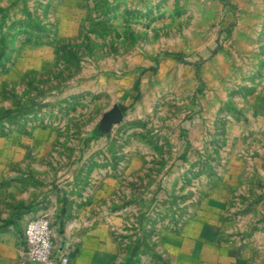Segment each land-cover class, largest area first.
I'll return each instance as SVG.
<instances>
[{
    "label": "rangeland",
    "instance_id": "obj_1",
    "mask_svg": "<svg viewBox=\"0 0 264 264\" xmlns=\"http://www.w3.org/2000/svg\"><path fill=\"white\" fill-rule=\"evenodd\" d=\"M0 169L133 260L264 264V0H0Z\"/></svg>",
    "mask_w": 264,
    "mask_h": 264
},
{
    "label": "crops",
    "instance_id": "obj_2",
    "mask_svg": "<svg viewBox=\"0 0 264 264\" xmlns=\"http://www.w3.org/2000/svg\"><path fill=\"white\" fill-rule=\"evenodd\" d=\"M7 178L0 169V264H41L29 258L25 227L31 218L44 216L39 214L44 213L45 192L43 197H36L27 182ZM76 207H68L58 221L45 215L52 228L56 264H60L59 256L65 253L68 264H163L157 257L142 254L133 260L125 239L119 235L121 221H98L93 214L86 217Z\"/></svg>",
    "mask_w": 264,
    "mask_h": 264
},
{
    "label": "built area",
    "instance_id": "obj_3",
    "mask_svg": "<svg viewBox=\"0 0 264 264\" xmlns=\"http://www.w3.org/2000/svg\"><path fill=\"white\" fill-rule=\"evenodd\" d=\"M27 252L32 261L41 264H56L53 254L52 228L45 216L31 218L25 227ZM68 255L59 256L60 264H68Z\"/></svg>",
    "mask_w": 264,
    "mask_h": 264
},
{
    "label": "water",
    "instance_id": "obj_4",
    "mask_svg": "<svg viewBox=\"0 0 264 264\" xmlns=\"http://www.w3.org/2000/svg\"><path fill=\"white\" fill-rule=\"evenodd\" d=\"M124 118V111L120 105V103L115 102L111 108L106 110L99 123L98 128L102 132H110L113 126L119 122H121Z\"/></svg>",
    "mask_w": 264,
    "mask_h": 264
},
{
    "label": "trees",
    "instance_id": "obj_5",
    "mask_svg": "<svg viewBox=\"0 0 264 264\" xmlns=\"http://www.w3.org/2000/svg\"><path fill=\"white\" fill-rule=\"evenodd\" d=\"M176 56L177 57H181V55L180 54H176ZM152 68H153V66H152ZM136 85L138 86V84L136 83ZM94 130H95V133H97V134H102V133H105V132H102L99 128H98V124L96 125V127L94 128Z\"/></svg>",
    "mask_w": 264,
    "mask_h": 264
}]
</instances>
